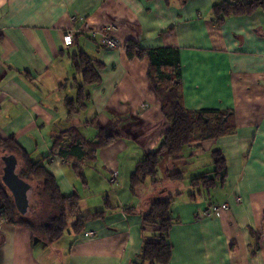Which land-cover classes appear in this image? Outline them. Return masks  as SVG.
<instances>
[{"label":"crops","instance_id":"crops-1","mask_svg":"<svg viewBox=\"0 0 264 264\" xmlns=\"http://www.w3.org/2000/svg\"><path fill=\"white\" fill-rule=\"evenodd\" d=\"M222 1L0 0V138L14 136L34 160L52 154L44 165L62 194L77 193L82 214L106 212L103 220L88 221L83 233L67 230L53 242L29 226L1 223L0 264H137L144 240L157 228L142 215L167 193L174 196L175 218L167 264H264V9L230 14L218 24L211 8ZM71 31L74 43L67 46ZM107 31L119 48L101 43ZM127 40L142 48H179L188 109L233 110L234 134L193 143L178 160L164 157L188 161L194 178L213 168L212 151L221 149L227 178L212 191L189 184L187 197V187L143 197L139 190L158 182L149 178L132 192L131 174L158 147L168 123L147 76L149 59H129ZM79 51L102 64L100 81L84 85V100L78 94L83 74L72 64ZM68 101L77 109L71 111ZM70 128L88 144L101 129L120 137L92 159L67 160L60 149L72 143L70 133L54 151L53 142ZM226 202L229 210L205 215ZM32 211L19 210L25 216ZM250 230L262 236L254 254Z\"/></svg>","mask_w":264,"mask_h":264},{"label":"trees","instance_id":"trees-1","mask_svg":"<svg viewBox=\"0 0 264 264\" xmlns=\"http://www.w3.org/2000/svg\"><path fill=\"white\" fill-rule=\"evenodd\" d=\"M264 9V0H224L212 6L213 20L220 24L224 17L230 14H249L255 10ZM129 59H149L147 72L148 79L159 96L162 111L168 123V129L163 134L158 147L147 153L140 160L130 177V187L135 192L146 180L151 178L154 183L158 181L159 164L161 155L166 153L171 159L178 160L182 157L185 148L193 143H201L208 140H217L234 134L237 130L235 115L230 109H188L184 103L182 86V64L179 48L172 46H157L142 48L139 42L127 40L125 43ZM72 64L77 72L83 74L84 84L79 86V96L84 100V85L95 84L100 81L98 69L101 62L91 58L84 51H79L72 56ZM87 97V95H86ZM79 100V98H78ZM85 103L81 104L84 106ZM71 111L77 106L71 101L67 102ZM70 133L72 143L60 149V155L69 160L70 157L81 159L88 154L89 159L96 155V149L101 148L120 137L118 132L101 129L95 141L83 142L81 134L75 128L60 134L53 142V151L60 147L63 138ZM88 146L91 154L87 152ZM0 152L14 154L18 158L17 172L20 177L31 185L38 183L40 192L47 196L56 213L40 225H33L23 217L17 218L19 208L15 199L5 184L0 181V224L20 223L31 227L35 231H41L51 242L59 240L65 231L72 229L77 233H83L85 225L92 219L103 220L105 211L82 214L80 196L77 193L63 195L56 179L45 167V160H50L52 154L43 159L34 160L15 140L14 136L0 138ZM53 153V152H52ZM166 157V156H164ZM213 169L190 180L193 189L200 187L199 192H210L223 184L227 178V160L221 149L212 151ZM83 181L85 178L82 169L74 167ZM174 179H183L182 172L171 174ZM204 190V191H203ZM199 192H192L191 197H197ZM174 196L161 198L153 202L149 210L142 215L144 221L157 225V228L144 240L142 249L138 255L141 261L137 264H167L172 256L173 245L169 233L175 218L172 216ZM107 209L111 208L110 202L105 203ZM128 207L125 210H131ZM22 215V214H21ZM69 215L78 216L74 222H68ZM254 240L252 254L260 247L261 235L250 230Z\"/></svg>","mask_w":264,"mask_h":264},{"label":"rangeland","instance_id":"rangeland-1","mask_svg":"<svg viewBox=\"0 0 264 264\" xmlns=\"http://www.w3.org/2000/svg\"><path fill=\"white\" fill-rule=\"evenodd\" d=\"M5 155L6 153L0 152V181L2 180L3 166H4V162L2 161V159ZM164 156H166L167 158H170L166 153H163L161 155V161L159 164V172L157 175L158 182L156 183L155 188L152 190H149V189L143 190L141 188L139 191L142 192L143 197L145 195H147L148 197H152L156 193L164 189H167L169 191H174L173 194H177L176 192L178 191L183 192L185 191L187 187L186 193L182 194L183 196L185 195V197H187L186 195L190 192L189 191L190 180L193 178V175L191 174L193 171L189 170V164L187 163L188 161L173 163L172 161L165 159ZM18 165H19V162H18ZM179 171H181L183 175L185 173L182 180L174 179L170 177L171 174H174ZM37 184L38 183L34 182V185H32V189L28 193L29 205L25 208V210H28V209L33 210L32 211L33 213L25 216L23 214L21 215V213L19 212V215H17V218L22 216L23 219L28 220L29 222H31L33 225H36V226L38 223H41L44 220H46L50 214L54 213L53 210H55L53 208V205L48 200L47 196L40 192V189L39 187H37ZM170 195L171 194L167 193L165 198H168ZM82 210H85V209H82ZM76 217H77L76 215H69L68 221L73 222L76 219Z\"/></svg>","mask_w":264,"mask_h":264},{"label":"water","instance_id":"water-1","mask_svg":"<svg viewBox=\"0 0 264 264\" xmlns=\"http://www.w3.org/2000/svg\"><path fill=\"white\" fill-rule=\"evenodd\" d=\"M2 161L4 162L2 182L13 195L19 210L23 211L29 205L28 193L31 191L32 185L20 177L17 172L18 158L16 155L6 154Z\"/></svg>","mask_w":264,"mask_h":264},{"label":"built area","instance_id":"built-area-1","mask_svg":"<svg viewBox=\"0 0 264 264\" xmlns=\"http://www.w3.org/2000/svg\"><path fill=\"white\" fill-rule=\"evenodd\" d=\"M73 36H74V32L72 31L65 34L64 42L67 46L72 45L74 43ZM101 43L104 46L108 48H112V49L119 48L121 45L120 40L116 38L112 33H109V32L102 35ZM227 210H229V204L226 202V203H221V204H214L212 207L207 208L204 213L206 216H211L213 214H219L222 211H227Z\"/></svg>","mask_w":264,"mask_h":264}]
</instances>
